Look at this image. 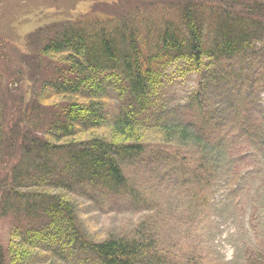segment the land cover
<instances>
[{
  "label": "trees",
  "instance_id": "16d2710c",
  "mask_svg": "<svg viewBox=\"0 0 264 264\" xmlns=\"http://www.w3.org/2000/svg\"><path fill=\"white\" fill-rule=\"evenodd\" d=\"M252 2L253 9L244 5L243 11L232 12L187 0L179 22L167 19L157 29L145 24L141 30L132 14L81 16L43 26L40 53L55 63L56 76L42 92L50 91L55 110L46 137L33 139L20 159L27 177L30 170L36 174V187H9L5 203L32 222L12 227L0 264H31L36 250L46 256L43 263L74 258L71 264H166L153 238H87L65 184L120 192L127 186L123 163L150 151L157 160L188 165L191 177L207 181L218 165L209 160L223 161L229 153L224 132L240 128L239 117L249 105L246 94L233 99L231 78L218 69L264 39L257 19L264 0ZM167 72L168 77H199L195 91L169 113L160 102ZM219 87L227 91L222 99L215 96ZM100 129L105 134H97ZM246 130L264 139V118L249 117ZM3 133L0 118V157ZM12 181L15 185L17 178ZM258 256L250 254L247 264H261L264 258Z\"/></svg>",
  "mask_w": 264,
  "mask_h": 264
},
{
  "label": "rangeland",
  "instance_id": "374dc122",
  "mask_svg": "<svg viewBox=\"0 0 264 264\" xmlns=\"http://www.w3.org/2000/svg\"><path fill=\"white\" fill-rule=\"evenodd\" d=\"M184 2L187 0H0V118L4 132L0 259L12 227L32 222L24 213L15 212L5 199L12 194L9 187L23 191L36 187V174L30 170L27 177L20 159L33 139L36 143L37 138L46 137L55 110L50 91L42 92L45 82L56 76L55 63L40 53L43 26L81 16L87 20L132 14L141 30L145 24L157 29L167 19L179 22ZM204 2L206 9L214 11L227 7L241 12L247 5L246 0ZM255 3L260 5L259 1ZM252 5L249 0L247 8L253 9ZM260 8L257 19L264 27V8ZM256 42V49L219 65V72L231 78L228 87L233 99L244 94L249 97V105L239 117L240 128L224 132L229 150L220 160L224 164L211 158L209 163L218 165L207 181L200 182L191 177L188 165L157 160L150 151L146 158L123 163L127 186L120 192L88 184H65L87 238L95 242L113 237L153 238L166 264H247L250 254L264 258V139L251 137L246 130L249 117L264 118V39ZM169 73L164 81V101L160 99L170 108L166 106L168 113L181 106L199 82L194 73L185 78L178 74L168 77ZM214 92L217 99H222L227 91L219 87ZM37 103L40 108L34 107ZM13 176L17 178L15 185L11 184ZM36 252L31 264H71L74 259L43 263L46 256L42 258L39 250Z\"/></svg>",
  "mask_w": 264,
  "mask_h": 264
}]
</instances>
